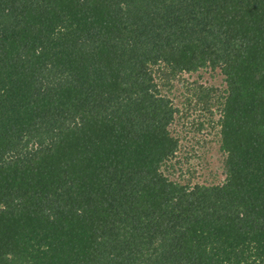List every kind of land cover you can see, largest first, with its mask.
I'll return each instance as SVG.
<instances>
[{
  "label": "trees",
  "instance_id": "obj_1",
  "mask_svg": "<svg viewBox=\"0 0 264 264\" xmlns=\"http://www.w3.org/2000/svg\"><path fill=\"white\" fill-rule=\"evenodd\" d=\"M0 264H264V0H0Z\"/></svg>",
  "mask_w": 264,
  "mask_h": 264
},
{
  "label": "rangeland",
  "instance_id": "obj_2",
  "mask_svg": "<svg viewBox=\"0 0 264 264\" xmlns=\"http://www.w3.org/2000/svg\"><path fill=\"white\" fill-rule=\"evenodd\" d=\"M201 72L204 73L203 78L199 75ZM184 76L189 77L190 81L199 79V83L213 85L218 89H224L225 87L223 74L219 72V70H217V72L200 71L192 76L185 73ZM182 88H186V86ZM179 105L182 107V113L180 115L181 117L177 119L176 128L181 136V142L184 145V153L189 155V161H185V158L182 159L184 167L196 169V176L198 177L201 175V177L204 178V174H207L209 171V166L218 167L221 163L220 159H218L219 153L207 148L210 146V141L215 140L216 133L219 130V128L214 125L219 114L217 113L215 115L212 120L214 122L213 124L206 117L207 112L199 106L194 104L187 105L184 103H180ZM203 120H205L204 124L200 125L199 122H203ZM204 141H207L205 146H203ZM200 143L202 145H200ZM214 143L213 141L212 144L215 146ZM203 155H206L205 160L203 159Z\"/></svg>",
  "mask_w": 264,
  "mask_h": 264
}]
</instances>
